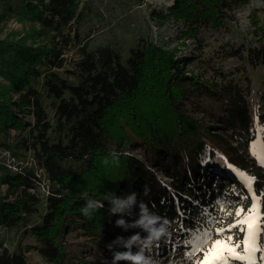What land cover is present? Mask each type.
Listing matches in <instances>:
<instances>
[{
	"label": "trees",
	"instance_id": "trees-1",
	"mask_svg": "<svg viewBox=\"0 0 264 264\" xmlns=\"http://www.w3.org/2000/svg\"><path fill=\"white\" fill-rule=\"evenodd\" d=\"M4 1L0 21L15 15L36 26L21 37L0 38V149L10 160H0V228L29 233L33 243L9 251L0 242V264H29L25 252L31 251L46 264H92L84 251L104 257L117 237L146 236L140 228L115 226L122 217L109 213V192H134L137 205L169 224L180 220L194 234L179 212L191 214L187 200L200 190L196 182L204 183L198 158L206 146L237 172H254L242 152L260 143L264 130V7L251 21L253 39L231 37L204 53V31L228 30L230 10L245 0H174L155 16L159 25L167 19L187 23L177 38L194 48L180 58V46L143 36L124 51L89 49L77 29L82 0ZM227 58L234 59L227 69L215 63ZM251 73L259 75L252 89ZM250 97L257 98L252 114ZM258 152L250 160H261ZM24 154L29 166H23ZM260 177L254 173L251 183L259 199ZM210 180L207 197L232 210L237 186ZM43 181L48 191L41 196ZM86 198L104 204L91 218L81 212ZM132 212L123 217L128 223L139 218L138 206ZM71 230L86 243L69 249ZM115 247L112 252L126 251Z\"/></svg>",
	"mask_w": 264,
	"mask_h": 264
},
{
	"label": "rangeland",
	"instance_id": "rangeland-1",
	"mask_svg": "<svg viewBox=\"0 0 264 264\" xmlns=\"http://www.w3.org/2000/svg\"><path fill=\"white\" fill-rule=\"evenodd\" d=\"M174 0H82L80 9L81 17L77 23V29L79 35L86 41L88 48L93 49L100 45L116 46L124 51V49L132 46L135 43V39L143 36L147 39H152L158 44H165L169 47L180 46L178 55L180 58L187 57L192 51L193 42L178 40L177 34L183 29L184 24L177 20L167 19L160 23L155 16V13L163 10L173 3ZM5 1L0 0V16L4 12ZM264 7L262 0H245L244 3L234 6L230 10V14L233 17L228 25V30L224 32H216L213 30L204 31V39L202 41V51L204 53L210 51L211 47H215L218 42L226 41L231 37L242 36L245 41H250L254 38L252 19L256 13L260 14V9ZM36 25L29 22H22L17 19L15 15H7L2 21H0V38H4L7 35L21 37L30 31L32 27ZM200 33V29H199ZM185 43V44H181ZM200 51V45H199ZM72 55V51L63 55L64 58L69 59ZM234 59L227 58L222 61H216L217 65H222L227 69V65H230ZM248 77L251 78V89L257 87V81L259 75L251 73ZM0 81L2 79L0 78ZM3 82V81H2ZM252 95V94H251ZM249 114L255 111L256 99L250 97ZM199 105V104H198ZM205 107H207L205 105ZM198 114V113H197ZM199 115V114H198ZM199 117V116H198ZM23 119L30 120L31 116H27ZM204 120L211 124L212 121L206 117ZM213 127V126H211ZM252 127V126H251ZM252 128L249 134L252 133ZM260 143L255 144L253 147L244 149V157L253 166L251 167L250 174L245 175V172L237 170L234 167L224 164L225 161L214 151L211 147L206 146L204 153L198 158L200 164V181L204 183L196 182V188L200 185V190H193L195 199H188V203L192 208L189 209L191 214L184 216L182 212H179V217L188 221L195 231L194 234H188L187 229L183 227V223L179 220L168 224V234L162 238L159 242L155 243L150 250L145 251V255L151 257L155 264H200L204 260V254L213 248V244L216 240H223L233 247L240 245V252L244 247V239L247 235V227L243 226V230L233 228L231 233L224 231L221 235H218L221 230H227L231 225L237 223V221L246 220L249 216L248 209L253 207L255 203L256 215L260 216L261 220H264V197L259 199L257 193L251 187H246V181L249 177L253 178L254 173H259L262 177L258 178L264 183V167H262L261 160L264 161V130L259 131ZM14 134V132H11ZM251 136V135H250ZM255 150V151H254ZM259 151V152H258ZM261 154V160L255 158L250 160L251 155L254 153ZM253 153V154H252ZM25 161L23 166L30 165L31 159L29 154H24ZM5 159L8 163L9 157L6 152L0 149V160ZM264 166V164H263ZM211 178L219 179L220 181L226 180L229 184H232V190L234 186H237L238 197L235 201L232 200V210H223L218 208L215 201L207 197L209 196L208 186L212 188ZM47 182H41L39 186L40 195L47 194L48 187ZM262 185V184H261ZM203 186V187H201ZM3 187L1 188V192ZM207 197V198H206ZM206 203V205H203ZM208 204V205H207ZM208 206V207H207ZM195 209L200 211V215L192 214ZM243 209L240 215H236V211ZM196 218H195V217ZM212 216V217H211ZM163 220V219H162ZM255 222V221H254ZM176 226V227H175ZM205 233H208L205 236ZM231 235V241L227 240V237ZM186 236V238H185ZM25 237V240L23 239ZM71 241L69 249H73L75 244L86 243L83 236H79L76 230H71L67 236ZM191 241V243H189ZM0 242L3 243V247H7L9 251H13L20 247L25 248L26 245L33 243V237L29 233L22 236V230L13 231L0 228ZM255 244L264 245V235L255 240ZM112 246L110 255L102 256L96 254L94 249H88L83 252L82 256L92 264H112L113 262V250ZM119 251V250H118ZM116 252V251H114ZM29 264H46L42 258L34 251L25 252ZM97 255V256H96ZM222 255L228 257L230 254L227 249L222 252ZM261 252L254 253L255 257H259ZM242 261L230 260L229 264H239ZM118 264H129L128 261H119ZM213 264H220L219 260H214ZM255 264H264V262L256 259Z\"/></svg>",
	"mask_w": 264,
	"mask_h": 264
},
{
	"label": "clouds",
	"instance_id": "clouds-1",
	"mask_svg": "<svg viewBox=\"0 0 264 264\" xmlns=\"http://www.w3.org/2000/svg\"><path fill=\"white\" fill-rule=\"evenodd\" d=\"M112 156L115 160L116 155L113 153ZM104 162L108 163V160L105 159ZM106 198L110 205L109 213L111 215L119 214L122 217L115 221L116 227L125 230L140 228L143 232L147 233L143 238L139 233H136L127 239V241H124L121 237H117L112 244L108 245L109 250L112 249L113 245L119 244L126 251L113 252L112 264H118L119 261H128L129 264H155V261L151 257L145 255V251L150 250L155 243L167 236L169 222L166 219L162 220L161 217L152 213L144 204L137 205V198L134 192L128 194L126 197H117L114 193L109 192ZM134 206L139 207V218L132 223H128L123 217L132 216ZM103 207L104 204L101 201L86 198L85 206L81 209V212L86 217L91 218ZM134 245L139 249L135 253L131 251Z\"/></svg>",
	"mask_w": 264,
	"mask_h": 264
},
{
	"label": "snow or ice",
	"instance_id": "snow-or-ice-1",
	"mask_svg": "<svg viewBox=\"0 0 264 264\" xmlns=\"http://www.w3.org/2000/svg\"><path fill=\"white\" fill-rule=\"evenodd\" d=\"M253 179L254 178L252 177H249L247 179V181L245 182L246 187H251ZM241 211H243V209L237 210L236 215H240ZM248 211L249 216L246 220L237 221V223L231 225L229 229L221 230V232L218 233V235H221L224 231H228L229 233H231L233 228L243 230V226H246L247 235L244 239L243 249L238 252L237 249H240V245L229 247V245L223 240L218 239L214 242L213 248L204 254L205 258L202 262H200V264H213L214 260H219L220 264H229L230 260H239L242 261L243 264H255L256 259H259L260 261L264 262V245L257 246L255 244V240L264 235V220H261L260 216L256 215L257 210L255 203L253 204V207L251 209H248ZM207 235L208 233H205V236ZM231 239L232 236L229 235L227 237V240L231 241ZM189 243H191V241H189ZM225 249H227L230 254L228 257L222 255V252ZM257 251L261 252V255L259 257L254 256V253Z\"/></svg>",
	"mask_w": 264,
	"mask_h": 264
}]
</instances>
